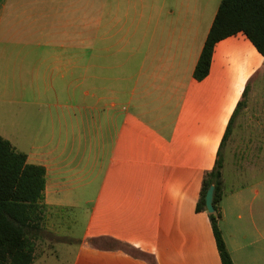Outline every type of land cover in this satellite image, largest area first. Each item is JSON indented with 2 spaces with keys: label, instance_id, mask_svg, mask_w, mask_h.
<instances>
[{
  "label": "crops",
  "instance_id": "crops-1",
  "mask_svg": "<svg viewBox=\"0 0 264 264\" xmlns=\"http://www.w3.org/2000/svg\"><path fill=\"white\" fill-rule=\"evenodd\" d=\"M220 4L212 14L205 0H0V137L28 165L46 169L45 228L66 238L61 210L92 205L84 240L129 242V225L156 238L163 223L175 224L185 200L190 211L204 213L197 211L203 179L220 152L222 220L230 199L237 220H246L248 208L264 239V57L240 33L217 43L206 79L194 77ZM82 28L89 29L87 47ZM84 95L91 98V138L83 167L75 162ZM242 138L249 139L251 184L237 182L226 194L223 152ZM104 150L107 171L97 189L92 166ZM185 172L201 174L195 187L181 180ZM94 190L110 195L104 202L89 198ZM87 248L103 264H141L122 252Z\"/></svg>",
  "mask_w": 264,
  "mask_h": 264
},
{
  "label": "rangeland",
  "instance_id": "rangeland-1",
  "mask_svg": "<svg viewBox=\"0 0 264 264\" xmlns=\"http://www.w3.org/2000/svg\"><path fill=\"white\" fill-rule=\"evenodd\" d=\"M205 2L209 4L210 11L213 14L221 0H205ZM82 19L86 23L87 18L82 17ZM81 22L83 23V20ZM82 33L84 47H87L90 38L89 29L82 28ZM85 49L89 54V49ZM99 55L100 57L102 56L101 50ZM86 89H89V82H84V91ZM90 106L91 98L85 95L82 96V124L79 126V132H77L76 137L83 139V145L81 146L79 154L76 155L75 165H81L83 167L90 156L89 145L86 142V140L91 138ZM248 140L242 138L237 144L227 147L223 152L225 159V186H227L225 188L226 194H229V190L237 189L236 187L241 185L240 183L251 184L250 178H247L249 170L245 167L250 152L249 145L247 144ZM235 148L238 149L237 156L233 158L232 149ZM74 155H71L70 151L67 152V157L70 156L71 158ZM106 160L104 150L102 157H99L98 160H94L93 162L92 173L93 177L96 176L97 178V189L100 186L102 187V182L105 180L107 171ZM238 163L240 165L236 171L235 166ZM242 168L246 171L244 177L240 174ZM200 175L198 173L196 177L190 178V172H185L180 176L183 182L194 181L193 187H195L197 181L200 179ZM94 191L88 194L89 198L100 195L104 202L110 195L106 194V192L98 193L96 191L94 193ZM187 191H190L189 187ZM251 199L252 195L248 192L246 200L250 202ZM191 205L192 202L190 199L185 200L183 205L175 210V215L178 216V219L174 221L175 224L170 226L169 223H163L162 233L156 238V235L149 234L151 236H145L140 234L139 230L133 231L138 226H123L130 229V231L124 232L125 238L127 240L129 239V242L103 236L84 240L89 219L88 215L92 211V205L83 206L78 209L61 210L62 234L66 238L59 237L46 228L47 232L37 243L33 264H77L78 255H82L80 256L79 264H91V260L95 264H103L102 257H92V253L87 246L91 247L90 249L99 251L104 250L128 254L132 258L140 261L141 264H222L214 241L209 213L204 212L202 215H196L194 211H190ZM225 205L227 208V216L220 221L219 226L234 263L264 264V239L257 234L253 225H251L249 209L247 208L246 210V220L239 222L235 215L237 213L234 211L233 201L226 199ZM54 215H58V211L52 213V219ZM167 216L163 211L164 220ZM48 221L47 224L50 227L51 224ZM106 227L120 226H111L108 224ZM155 227L156 225L154 223L150 225V229L152 230ZM260 227H263L264 230V222L260 224ZM112 239L123 243L129 248L119 247L115 242L111 241ZM92 240H97L96 245L92 243ZM121 256L124 255L121 254Z\"/></svg>",
  "mask_w": 264,
  "mask_h": 264
},
{
  "label": "trees",
  "instance_id": "trees-1",
  "mask_svg": "<svg viewBox=\"0 0 264 264\" xmlns=\"http://www.w3.org/2000/svg\"><path fill=\"white\" fill-rule=\"evenodd\" d=\"M243 33L264 57V0H222L194 77L203 81L210 74L214 50L222 40ZM247 95V90L244 94ZM242 101L236 109L245 106ZM228 133L224 142L227 140ZM46 169L27 164V156L17 153L0 137V264H33L37 243L47 232L45 219L48 206L44 203ZM215 185V213L209 214L222 264H234L219 223L223 218V162L219 152L213 170L203 179L197 205L198 212H207L206 195ZM119 247H128L111 240ZM97 240H92L96 245ZM129 248V247H128ZM130 253V252H129Z\"/></svg>",
  "mask_w": 264,
  "mask_h": 264
},
{
  "label": "water",
  "instance_id": "water-1",
  "mask_svg": "<svg viewBox=\"0 0 264 264\" xmlns=\"http://www.w3.org/2000/svg\"><path fill=\"white\" fill-rule=\"evenodd\" d=\"M215 185H211L206 195V208L209 214L215 213L214 208V196H215Z\"/></svg>",
  "mask_w": 264,
  "mask_h": 264
}]
</instances>
